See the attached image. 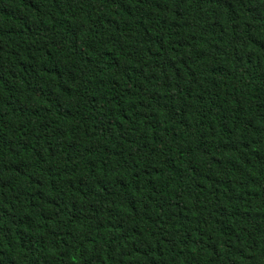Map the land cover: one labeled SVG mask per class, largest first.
<instances>
[{
	"label": "trees",
	"instance_id": "16d2710c",
	"mask_svg": "<svg viewBox=\"0 0 264 264\" xmlns=\"http://www.w3.org/2000/svg\"><path fill=\"white\" fill-rule=\"evenodd\" d=\"M0 264H264V0H0Z\"/></svg>",
	"mask_w": 264,
	"mask_h": 264
}]
</instances>
